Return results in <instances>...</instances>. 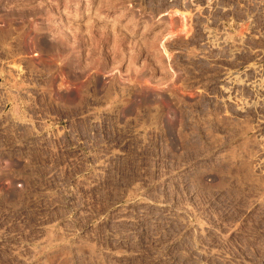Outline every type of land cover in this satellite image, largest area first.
Wrapping results in <instances>:
<instances>
[{
    "label": "rangeland",
    "instance_id": "obj_1",
    "mask_svg": "<svg viewBox=\"0 0 264 264\" xmlns=\"http://www.w3.org/2000/svg\"><path fill=\"white\" fill-rule=\"evenodd\" d=\"M250 9L203 21L264 32ZM192 13L0 0V264H264L256 122L205 99Z\"/></svg>",
    "mask_w": 264,
    "mask_h": 264
},
{
    "label": "bare ground",
    "instance_id": "obj_2",
    "mask_svg": "<svg viewBox=\"0 0 264 264\" xmlns=\"http://www.w3.org/2000/svg\"><path fill=\"white\" fill-rule=\"evenodd\" d=\"M176 1L181 2V4L188 3L189 6L192 7V9L194 10V13H192L193 14L192 17L195 20L199 32L201 33V36L203 38L202 39L203 49L202 50L200 49L196 57L194 56L195 58L189 63L192 64L195 62H206L211 67L215 68L214 78L209 80L207 84L205 83L206 86L204 85L205 87H203L205 90L204 91L205 99L207 101L213 102L216 106H218L223 112V114H226V116L228 114L231 115L236 114L238 116H242V118L243 116H249L251 118H254L256 122V132L254 137H252L253 140L250 144V152L252 153L250 158L256 168V171L260 172V174L264 173V32L257 31L256 28H255L256 30L253 28L254 29L253 32L251 31L252 33L249 34L248 36L246 35V37L238 36L237 33L239 31L234 32V34L237 32L236 33L237 36H235V35H230L229 34L230 32L227 33V30L224 28H220V29L213 28L210 25L211 21L210 23L208 21L205 22L203 21L206 20V18L210 17L209 15L214 12L215 14L220 13L226 15L227 17L228 15H230V11L233 10L234 6L237 7L240 11L242 10L243 12H246V14H247V9L249 8L254 10L256 9V11H259L262 17H264V0H176ZM242 11L240 13L241 15H242ZM243 16H245V14H243ZM238 19L239 18H237V20ZM245 20L246 18L244 19V21ZM227 21L225 20L224 22L227 23ZM245 26L247 27V25ZM246 33L248 32L246 31ZM201 36H199V38ZM244 122L245 121H243V123ZM107 153L108 154L112 153V151L109 152L107 150ZM101 157L102 160L100 162L103 163L104 162L103 160H105L109 156L105 154ZM101 163L99 167L100 170H102ZM42 232L45 234L46 233L50 234L51 229L48 232V229L46 227H42Z\"/></svg>",
    "mask_w": 264,
    "mask_h": 264
}]
</instances>
